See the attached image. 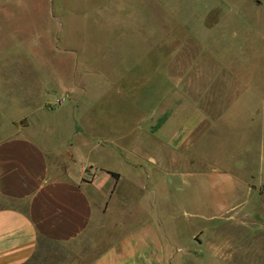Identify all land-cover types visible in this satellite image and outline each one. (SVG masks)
I'll list each match as a JSON object with an SVG mask.
<instances>
[{"label":"rangeland","instance_id":"obj_1","mask_svg":"<svg viewBox=\"0 0 264 264\" xmlns=\"http://www.w3.org/2000/svg\"><path fill=\"white\" fill-rule=\"evenodd\" d=\"M241 1L0 0V138L47 140L60 173L87 178L83 161L99 146L96 161L119 172L121 191L140 193L148 215L192 248L183 260L264 264L259 133L238 103L208 126L230 99L228 73L248 69L250 102L264 95V0ZM128 212L117 203L111 217L132 224ZM44 249L47 264L60 258L61 247Z\"/></svg>","mask_w":264,"mask_h":264},{"label":"crops","instance_id":"obj_2","mask_svg":"<svg viewBox=\"0 0 264 264\" xmlns=\"http://www.w3.org/2000/svg\"><path fill=\"white\" fill-rule=\"evenodd\" d=\"M252 3L258 7L263 0ZM236 18L245 25L242 16ZM250 57L252 61L259 58L257 53ZM247 73L248 69L228 73L234 84L230 99L208 126L212 128L238 103L242 121L259 133L255 167L264 173V95L250 102L258 87ZM217 74L211 76L213 82ZM245 97L250 98L247 103ZM174 134L170 138L171 152L177 149ZM94 150L99 151V146H92V154L83 161L91 169L86 172L87 178L84 174L60 173L63 168L52 163L47 140L41 143L21 132L0 138V264H34L37 260L47 264L44 248L49 244L62 249L58 259L52 260L50 254L49 264H195V257H181L192 248L180 245L166 233L158 215L151 210L148 215V209H143L138 200L140 193L137 197L133 192L121 191L122 176L98 164ZM253 185L263 200L264 179L257 184L253 181ZM131 187L137 188V183L134 181ZM117 203L126 204L127 214L137 216L132 224L112 219ZM130 204L135 205L134 213ZM116 229L120 230L117 237Z\"/></svg>","mask_w":264,"mask_h":264},{"label":"trees","instance_id":"obj_3","mask_svg":"<svg viewBox=\"0 0 264 264\" xmlns=\"http://www.w3.org/2000/svg\"><path fill=\"white\" fill-rule=\"evenodd\" d=\"M113 175H114L115 177H118V173H114V172H113Z\"/></svg>","mask_w":264,"mask_h":264}]
</instances>
